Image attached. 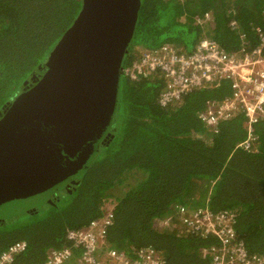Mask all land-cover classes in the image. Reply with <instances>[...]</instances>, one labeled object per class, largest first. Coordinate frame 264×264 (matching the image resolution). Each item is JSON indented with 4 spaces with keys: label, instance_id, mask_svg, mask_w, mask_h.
<instances>
[{
    "label": "trees",
    "instance_id": "obj_1",
    "mask_svg": "<svg viewBox=\"0 0 264 264\" xmlns=\"http://www.w3.org/2000/svg\"><path fill=\"white\" fill-rule=\"evenodd\" d=\"M81 8V0H0V110L34 77L61 34ZM210 12L212 23H195ZM238 31L252 43L254 28L264 30V0H139L133 34L121 67L132 59L131 47L151 48L170 42L189 52L203 37L223 49L239 46ZM158 72L146 78L119 77L110 139L101 142L82 176L55 193L56 204L36 212L0 219V252L23 240L25 250L14 264H40L50 247L70 245L66 228H83L103 216L110 202L112 221L105 241L131 254L151 245L165 264H207L200 248L215 242L185 230L160 229L176 205L236 211L235 231L249 254H264V120L253 125V149L235 148L246 136L242 114L222 120L215 132L205 129L197 113L207 100L229 95V81L195 88L167 107L158 104L163 89ZM124 185L119 195L111 188ZM60 200L67 204L59 206Z\"/></svg>",
    "mask_w": 264,
    "mask_h": 264
},
{
    "label": "water",
    "instance_id": "obj_2",
    "mask_svg": "<svg viewBox=\"0 0 264 264\" xmlns=\"http://www.w3.org/2000/svg\"><path fill=\"white\" fill-rule=\"evenodd\" d=\"M138 8L139 0H81L39 76L0 110V219L82 176L110 139Z\"/></svg>",
    "mask_w": 264,
    "mask_h": 264
},
{
    "label": "built area",
    "instance_id": "obj_3",
    "mask_svg": "<svg viewBox=\"0 0 264 264\" xmlns=\"http://www.w3.org/2000/svg\"><path fill=\"white\" fill-rule=\"evenodd\" d=\"M195 23H212L210 12L194 16ZM229 27L239 34V46L223 49L214 39L203 37L189 52L173 43L164 42L131 53L132 59L121 67V75L130 80L146 78L158 72L164 86L158 104H175L187 92L219 81H229V95L221 100H207L198 111L201 125L215 132L220 121L235 114L245 118V138L235 148L250 150L256 144L253 125L264 120V30L254 28L256 42L244 38L235 18ZM113 205L104 209L103 216L92 219L83 228H66L65 239L70 245L49 248L40 264H165L163 253L151 245L134 249L131 254L108 246L106 231L112 221ZM236 211H212L207 206L187 207L176 204L166 216L157 220L160 229L177 228L215 239L209 247L200 248L207 255V264H264V254H249L243 239L236 234ZM23 240L9 244L0 252V264H14L24 251Z\"/></svg>",
    "mask_w": 264,
    "mask_h": 264
},
{
    "label": "flooded vegetation",
    "instance_id": "obj_4",
    "mask_svg": "<svg viewBox=\"0 0 264 264\" xmlns=\"http://www.w3.org/2000/svg\"><path fill=\"white\" fill-rule=\"evenodd\" d=\"M129 45V44H128ZM127 49H128V46H127ZM127 52H128V50H127ZM124 57V56H123ZM122 60H123V58H122ZM121 63H122V61H121ZM106 140V139H105ZM104 141V140H103ZM102 142V141H101ZM100 142V143H101ZM99 148V147H98ZM71 181V180H70ZM70 181H68V182H70ZM68 182H66L65 184H67ZM64 184V185H65ZM63 185V186H64ZM63 186H61V188L63 187ZM57 192V191H56ZM56 192H53V193H47L46 195H48L47 197H45L44 199H42V200H40V201H36V203H35V205L34 206H31V207H29V208H27L26 210H24L23 211V213L24 212H27V213H29L30 211H32V212H36L38 209H44L47 205H53V204H56L57 203V201L60 199V198H58V195L57 194H55ZM45 194V193H44ZM22 214V213H21ZM20 215V214H19ZM15 242V241H14ZM13 243V242H12ZM26 245V244H25ZM50 248H52V247H50ZM49 249V248H48ZM47 249V250H48ZM25 250V249H24ZM46 250V251H47Z\"/></svg>",
    "mask_w": 264,
    "mask_h": 264
},
{
    "label": "rangeland",
    "instance_id": "obj_5",
    "mask_svg": "<svg viewBox=\"0 0 264 264\" xmlns=\"http://www.w3.org/2000/svg\"><path fill=\"white\" fill-rule=\"evenodd\" d=\"M139 49H140V47L133 46V47H131V51H132L131 53H133V54L137 53L139 51ZM128 55H129V53L125 54L126 57H128ZM123 189H124V185L120 184V185L113 186L110 191L113 195H119L123 191ZM111 201H113V197L108 198V200L106 201V205L110 206ZM67 202H68L67 200H60L59 206L65 205V204H67Z\"/></svg>",
    "mask_w": 264,
    "mask_h": 264
},
{
    "label": "crops",
    "instance_id": "obj_6",
    "mask_svg": "<svg viewBox=\"0 0 264 264\" xmlns=\"http://www.w3.org/2000/svg\"><path fill=\"white\" fill-rule=\"evenodd\" d=\"M231 18H233V17H231Z\"/></svg>",
    "mask_w": 264,
    "mask_h": 264
}]
</instances>
